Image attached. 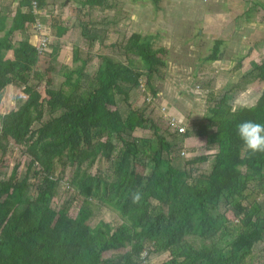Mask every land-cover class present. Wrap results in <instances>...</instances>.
I'll return each mask as SVG.
<instances>
[{
  "label": "trees",
  "instance_id": "1",
  "mask_svg": "<svg viewBox=\"0 0 264 264\" xmlns=\"http://www.w3.org/2000/svg\"><path fill=\"white\" fill-rule=\"evenodd\" d=\"M35 1L40 8L42 1ZM101 1L100 5L106 0ZM30 2L19 1L27 11L17 12L9 29L6 17L0 16V70L7 51L19 65L7 76L0 73V106L1 90L9 84L19 87L28 98L21 109L0 113V151L4 154L12 141L23 144L29 157L20 179L16 178L18 165L7 178L0 179V264H142L141 254L147 247L152 253H168L161 264H264V248L252 255L254 246L264 243V211L260 213L255 205L257 217L242 227L229 223L224 211L238 205L249 183L264 182V153L249 154L236 132L242 121L264 123V91L254 106L231 114L220 110L221 99L205 120L190 125L208 147L217 148L208 171L190 179L189 172L171 167L168 154L172 143L158 133L154 123L138 113L136 127L148 126L151 137L131 138L125 131V119L115 106L116 96L124 102L128 89L138 85L132 60L122 64L104 58L102 69L91 78L85 73V60L73 49L72 63L79 65L61 73L60 88H46L42 96L34 92L38 83L28 85V80L38 59L36 49L27 40L12 43L15 30L34 23ZM100 32L85 25L82 28L88 41L102 44ZM219 45L221 41H214L207 60L219 59ZM122 50L134 56L148 76L166 67V50L153 49L139 34H131ZM58 52V47L51 48L50 58L56 59ZM29 107H35L34 115ZM42 107H46L44 120ZM34 120H40L41 125L31 130ZM114 139L122 147L98 200L122 219L112 231L103 221L89 225L90 197L103 178L87 171L100 156L109 158ZM204 161L206 158L200 157L188 164ZM55 162L62 167L70 165L83 176L78 186L82 204L74 218L68 217L65 203L59 210L52 207L57 187L51 179ZM136 165L145 169L144 175L136 173ZM37 176L41 180L31 198L32 181ZM137 191L142 199L133 204L131 196ZM193 234L202 241L200 246L185 242ZM109 252L118 255L104 258Z\"/></svg>",
  "mask_w": 264,
  "mask_h": 264
},
{
  "label": "rangeland",
  "instance_id": "2",
  "mask_svg": "<svg viewBox=\"0 0 264 264\" xmlns=\"http://www.w3.org/2000/svg\"><path fill=\"white\" fill-rule=\"evenodd\" d=\"M12 1L0 0V8L9 9L5 22L8 29L13 26L15 16L12 15ZM44 1L45 9L51 6V9L56 8L55 12L51 10L48 14L37 6L36 13L31 11L34 23L24 26V30H15L12 37L14 45L27 40L36 49L38 59L32 67V79L28 80V85L36 81L38 84L34 92L41 96L46 88H60L61 73L79 65L72 63L73 49L78 50L79 57L85 60L84 70L91 78L102 69L104 58H111L122 64L132 60L133 67H137L135 74L139 83L128 89L126 101L123 102L116 96L115 106L125 119V131L131 138L151 137L148 126L136 127L138 113L154 123L158 133L172 143L168 154L171 167L189 172L190 179L205 174L217 152L214 146L208 147L204 137L195 135L190 125L195 121L205 120L204 117L221 99L224 103L220 110L231 114L238 108L254 106L264 91V0H106L102 5L99 4L101 0L93 1L94 4L87 2L92 0ZM26 11L24 6L21 10H16L22 14ZM2 13L0 14L4 16ZM46 24L50 26L48 47L42 51L38 46L42 38L40 33H44ZM83 25L89 30L101 31L99 37L103 39L102 44L88 41L82 35ZM61 30L64 32L60 33ZM133 33L152 43L153 49L166 50L165 69H159L158 74L148 76L134 56L124 53L123 45ZM217 40L221 41L219 59L207 60L206 57ZM61 46L65 49L61 50ZM53 47H60L61 50L56 59L50 58ZM5 54L6 61L1 66L0 73L7 76L11 69L19 65L11 60L10 51ZM1 94V115L21 109L27 104L28 98L19 87L9 84L1 90ZM34 108L29 107V113L33 114ZM45 109L46 107H42V120L46 116ZM40 125V120H34L31 130L38 129ZM178 126L184 128V134L176 133L174 127ZM113 144L115 148L109 158L100 156L87 171L91 176L103 178L90 197L89 225L93 227L103 221L110 225L112 231L122 223V219L117 211L98 200L110 181L118 160L117 153L122 147L115 139ZM24 150L23 144L15 145L9 141L4 154L0 151V179L7 178L15 165H18L16 178L22 177L29 162ZM182 152L184 155L181 156ZM200 157H205L206 161L188 164V161ZM134 169L141 176L145 173L140 165H136ZM82 178V174L70 165L62 167L59 162H55L51 175V179L57 183L52 199L54 209L59 210L65 203L68 217L76 216L82 204L78 195ZM40 180L37 176L32 181L34 186L31 198L35 197V187ZM255 205L259 206L260 213L264 211L263 181L247 185L238 205L224 210L226 219L229 223L242 227L257 217ZM221 210L223 211V207ZM194 232L197 233V229ZM185 242L200 246L202 241L193 234ZM263 248L264 243L256 244L252 255L256 256ZM124 251L127 249L119 253ZM145 251L147 252L141 254L142 264H161L168 258L167 252L152 253L150 247ZM115 255L118 254L109 252L103 257L115 258Z\"/></svg>",
  "mask_w": 264,
  "mask_h": 264
},
{
  "label": "clouds",
  "instance_id": "3",
  "mask_svg": "<svg viewBox=\"0 0 264 264\" xmlns=\"http://www.w3.org/2000/svg\"><path fill=\"white\" fill-rule=\"evenodd\" d=\"M236 132L243 148L249 154L255 156L264 153V123L242 121L237 125ZM141 199L142 194L139 191L132 193L131 200L133 204L139 203Z\"/></svg>",
  "mask_w": 264,
  "mask_h": 264
},
{
  "label": "crops",
  "instance_id": "4",
  "mask_svg": "<svg viewBox=\"0 0 264 264\" xmlns=\"http://www.w3.org/2000/svg\"><path fill=\"white\" fill-rule=\"evenodd\" d=\"M41 1H42L43 4H42V6L40 7L39 10H42V9H43V11L45 12V10H46V9H45V7H46L45 4H46V2H45L44 0H41ZM12 7H13V12L15 13V14L12 13V15H16V13H17L16 10H17V9H20V10H21V9L23 8V6L19 4V0H13V1H12ZM20 7H22V8H20ZM47 10H48V11H47ZM47 10H46V13L49 14V12H50L51 10H52L51 12H55L56 8L51 9V6H48ZM2 12H3L4 14H3ZM8 12H9V9H8L7 7L4 8V9H1V8H0V13H2V14L4 15V16H2V15L0 14V16H2V17H6V19H7V14H8ZM13 18L15 19V16H14ZM14 19H13V20H14ZM47 24H48V23H47ZM47 24L44 26V27H45V30H44V28H43V30H44V34L47 35V36H49V35H48V29H50V28H49L50 26H47ZM49 39H50V37H49ZM59 48H60V47H59ZM64 49H65V47L62 49V46H61V50H64ZM61 50H59V51H61ZM187 141H188V140H187Z\"/></svg>",
  "mask_w": 264,
  "mask_h": 264
},
{
  "label": "built area",
  "instance_id": "5",
  "mask_svg": "<svg viewBox=\"0 0 264 264\" xmlns=\"http://www.w3.org/2000/svg\"><path fill=\"white\" fill-rule=\"evenodd\" d=\"M30 4H31V11H32V13H36V10H37V4H36V2L34 0H31ZM39 29H40V27H39V24H38V30ZM40 34L42 35V38H41V41H40V44H39L40 46H38V47L39 48L41 47V50L43 51L46 48V46H47L48 40H47V37H46V35L44 33H40ZM172 121H173V119H172ZM174 128H175L174 130L178 134L184 133V131H183L184 128L182 126H178V127H174ZM181 155H184V153L182 152Z\"/></svg>",
  "mask_w": 264,
  "mask_h": 264
},
{
  "label": "bare ground",
  "instance_id": "6",
  "mask_svg": "<svg viewBox=\"0 0 264 264\" xmlns=\"http://www.w3.org/2000/svg\"><path fill=\"white\" fill-rule=\"evenodd\" d=\"M160 31V30H159ZM137 37V36H136ZM136 39V38H135ZM152 44V43H151ZM129 65V64H128ZM130 66V65H129ZM144 66V64H143ZM139 83V82H138ZM142 88V87H141ZM151 93V92H150ZM129 97V96H128ZM137 103V102H136ZM156 107V106H155ZM214 109V108H213ZM165 114V113H164ZM163 117V116H162ZM176 123V122H175ZM171 131V130H170ZM189 132V131H188ZM167 133V132H166ZM168 142V141H167ZM147 252V251H146Z\"/></svg>",
  "mask_w": 264,
  "mask_h": 264
}]
</instances>
